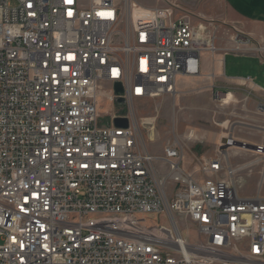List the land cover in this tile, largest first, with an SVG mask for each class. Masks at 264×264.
<instances>
[{"label":"built area","instance_id":"built-area-1","mask_svg":"<svg viewBox=\"0 0 264 264\" xmlns=\"http://www.w3.org/2000/svg\"><path fill=\"white\" fill-rule=\"evenodd\" d=\"M177 10L0 0V264H264V196H238L225 156L206 161L199 181L178 143L160 156L145 149L130 108L100 113V99L174 98L200 74L217 49ZM223 94L213 89L233 101ZM255 114L264 131V99Z\"/></svg>","mask_w":264,"mask_h":264},{"label":"rangeland","instance_id":"rangeland-1","mask_svg":"<svg viewBox=\"0 0 264 264\" xmlns=\"http://www.w3.org/2000/svg\"><path fill=\"white\" fill-rule=\"evenodd\" d=\"M205 2L178 0L176 11L177 17L186 14L196 26L207 27L217 49L205 54L208 61H201L200 74L181 79L174 98L164 95L135 101L124 108L100 99V113L105 116L121 114L130 108L145 149L160 156L165 147L178 143L183 150V167L199 181L205 178V162L222 154L228 167L237 169L233 181L238 196H264V153L258 154L254 148L238 145L226 146L231 138L252 147H264L262 120L255 114L257 100L244 91L230 89L223 80V75L247 76L257 86L264 87V28L243 29L225 15L203 12ZM213 89L219 90L222 98L226 91L232 92L233 101L219 103L214 99ZM259 98L264 99V96ZM221 176L227 177V174ZM182 234L191 241L197 240L195 229Z\"/></svg>","mask_w":264,"mask_h":264},{"label":"crops","instance_id":"crops-1","mask_svg":"<svg viewBox=\"0 0 264 264\" xmlns=\"http://www.w3.org/2000/svg\"><path fill=\"white\" fill-rule=\"evenodd\" d=\"M136 1L148 9L162 8L166 6L167 3L176 6L179 5L178 0ZM179 1L182 2L183 0ZM202 11L214 15H225L229 21L236 23L243 29H253V27L264 28V0H206ZM207 58L208 55L205 54L201 57L204 63L208 61ZM246 79L249 81L245 82ZM223 80L231 86L230 89L244 91L245 93H248L249 88L254 86L255 89L250 96H252L255 101L258 100L260 96H264V87L257 86L250 77H227L223 75Z\"/></svg>","mask_w":264,"mask_h":264},{"label":"water","instance_id":"water-1","mask_svg":"<svg viewBox=\"0 0 264 264\" xmlns=\"http://www.w3.org/2000/svg\"><path fill=\"white\" fill-rule=\"evenodd\" d=\"M113 93L117 97L116 99L117 103L124 102L123 98L121 97L123 95L122 87L119 83H115L113 85ZM113 123H114V126L118 128H126L128 126V120L126 118H115ZM235 145L241 146L243 148H252V149L254 148L250 145L239 143V142H235Z\"/></svg>","mask_w":264,"mask_h":264},{"label":"bare ground","instance_id":"bare-ground-1","mask_svg":"<svg viewBox=\"0 0 264 264\" xmlns=\"http://www.w3.org/2000/svg\"><path fill=\"white\" fill-rule=\"evenodd\" d=\"M154 133H151V136L153 135ZM154 136V135H153ZM228 144H231V142H229ZM224 146V145H223ZM246 167V166H245ZM244 168V167H243Z\"/></svg>","mask_w":264,"mask_h":264}]
</instances>
